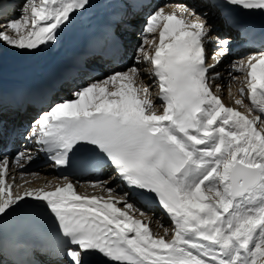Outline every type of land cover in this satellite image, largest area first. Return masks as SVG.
Instances as JSON below:
<instances>
[{
    "label": "snow or ice",
    "instance_id": "snow-or-ice-1",
    "mask_svg": "<svg viewBox=\"0 0 264 264\" xmlns=\"http://www.w3.org/2000/svg\"><path fill=\"white\" fill-rule=\"evenodd\" d=\"M224 2L264 13V0ZM88 5L25 0L17 18L0 23V41L20 50L55 43ZM177 8L148 16L136 50V63L151 66L159 104L133 65L53 104L30 132L56 166H111L129 188L153 194L171 221V227L157 222L163 234L151 219L138 218L147 213L110 181L90 185L100 194L78 192L67 177L24 189L12 160L0 157V217L26 198L42 202L58 222L68 264H93L94 255L111 264H264V36L261 50L234 62L229 73L233 80L243 77L234 102L245 113L227 106L211 83L230 42L212 36V26L193 9ZM7 15L0 3V19ZM225 22L236 25L232 16ZM213 41L219 51L210 64ZM12 159L23 169L34 157L21 151Z\"/></svg>",
    "mask_w": 264,
    "mask_h": 264
},
{
    "label": "bare ground",
    "instance_id": "bare-ground-1",
    "mask_svg": "<svg viewBox=\"0 0 264 264\" xmlns=\"http://www.w3.org/2000/svg\"><path fill=\"white\" fill-rule=\"evenodd\" d=\"M25 0H0V3L3 4V7H7V5L11 2L12 4V10L9 11V15L5 16L3 18V21L0 23H6L7 19L18 17L20 15V10L22 8V5ZM155 0H152V2ZM186 5L189 8L193 9L198 16H202L205 18L210 26H212V36L219 37L220 40H228L230 41H236L238 36L237 34L227 28L225 21L220 16L216 8L209 4L207 1H201V0H189V1H182V0H164L161 2H156L154 4H150L148 7L145 8L144 12L137 15L135 18H131V23L134 26L133 31H128L130 33V37L126 39V52L128 53V56L123 55V58L127 60V63L124 64L120 68H115L113 70H109V67L111 65H107L106 67L97 64L96 62H93L96 65V69L99 70L100 75L89 79L86 81L87 83H92L95 80H103L107 76H110L113 74V72L116 71H127L128 68L135 65L136 67L141 69V78L140 82L144 86H148L150 89V92L152 93V98L155 100L157 104H159V100L156 97V93L158 92L157 83L155 80V77H153L148 71L150 69V65L147 62L143 63H136V55H137V48L139 47L141 41H142V34L144 27L147 22V18H145V15H150L154 11H156L158 8H164L165 11H173L178 10V5ZM88 7V6H87ZM86 7V8H87ZM85 8V9H86ZM6 9H3V11ZM82 11V10H81ZM76 12L73 14L75 17H80V12ZM2 30V29H0ZM62 39V31L59 33L58 40L55 43L48 44V45H41L38 49L35 50H20L13 48L4 42L0 41V75L16 71L18 69H25V68H38L43 65V63L48 59L49 55L53 53L58 48V45L60 43V40ZM238 43V42H237ZM233 43V45L237 44ZM239 44V43H238ZM232 45V46H233ZM231 46V45H230ZM147 47V46H146ZM260 49H251L249 52H238L234 55H228L230 52L227 53V56L223 59L222 63H220L211 73L212 76L215 77L216 73H219V78L214 79L212 83L213 90L215 91L217 86H219L220 91L217 93L221 96L223 102L227 106L236 107L240 111L247 112V109L244 108L241 105L235 104V99L240 98L239 88L242 86L243 77L241 76V80H233L232 76L229 75L231 71V65L239 60L244 59L248 55H250L253 52L259 51ZM208 51V63H214V61L211 59L214 52L219 51V46L216 41H213L207 46ZM129 62H132L131 65H127ZM233 76L240 75V73H233ZM79 81V80H78ZM67 84L75 85L77 90H79L81 87H83L85 84L79 85L76 84V82L69 81ZM71 88V87H70ZM74 91H69L68 88L59 87L58 90L51 93V95L48 98L46 107H49V105H52L56 102L62 101L64 99L74 98L72 93ZM54 101V103H51ZM245 104H249V101L247 98L244 99ZM250 106V105H249ZM257 113H253V115H256ZM27 152L30 154H35V146L30 143H26ZM12 173L16 176V183L18 185H22L24 189L27 188H40L43 187L46 183H63L64 177H58L54 174L53 169L51 166L46 165L43 166L40 171H36L33 174L38 175H25L23 178H21V172L18 171L17 167H15L14 164H12ZM116 177V173L113 171V169H107L103 172L102 177L100 178V181H110L109 187L116 188V191L118 194H123L125 192L129 193L131 196L132 201L147 213L144 217H138L140 219H151L152 224L150 225L154 231L160 232L163 234V229L159 228L157 226V222L160 224H163L167 227H171V221L166 214L165 210L159 205L156 198L153 196H146L144 195L139 189L138 190H131L130 188H126L123 186V183L119 180L118 177ZM72 183H74L77 186V190L80 193L87 192L88 194H100V190L98 188H92L90 185L93 183V181L89 180H78L73 178H68ZM25 181H28L29 183H25ZM27 200H32V198H26ZM122 207V205H120ZM0 264H5L0 260ZM53 264H68V261L66 259L59 260L58 262H53Z\"/></svg>",
    "mask_w": 264,
    "mask_h": 264
},
{
    "label": "rangeland",
    "instance_id": "rangeland-1",
    "mask_svg": "<svg viewBox=\"0 0 264 264\" xmlns=\"http://www.w3.org/2000/svg\"><path fill=\"white\" fill-rule=\"evenodd\" d=\"M25 2V1H24ZM5 5H7V7L5 6V7H3V9H6V10H4L5 12H7V13H9L7 10H9V11H11L12 10V4H11V2L10 3H8V4H5ZM13 18H17V17H13ZM3 21V19H0V22H2ZM132 64V62H129L127 65H131Z\"/></svg>",
    "mask_w": 264,
    "mask_h": 264
}]
</instances>
